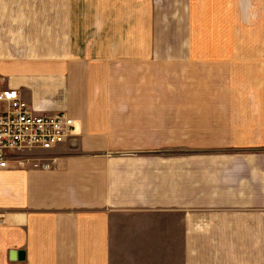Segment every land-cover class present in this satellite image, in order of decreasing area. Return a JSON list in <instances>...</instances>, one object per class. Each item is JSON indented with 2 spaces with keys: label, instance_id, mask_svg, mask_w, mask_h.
Returning <instances> with one entry per match:
<instances>
[{
  "label": "crops",
  "instance_id": "crops-1",
  "mask_svg": "<svg viewBox=\"0 0 264 264\" xmlns=\"http://www.w3.org/2000/svg\"><path fill=\"white\" fill-rule=\"evenodd\" d=\"M209 5L0 0L4 83L74 120L0 169V264H264V0Z\"/></svg>",
  "mask_w": 264,
  "mask_h": 264
},
{
  "label": "built area",
  "instance_id": "built-area-1",
  "mask_svg": "<svg viewBox=\"0 0 264 264\" xmlns=\"http://www.w3.org/2000/svg\"><path fill=\"white\" fill-rule=\"evenodd\" d=\"M73 130L72 117L63 111L37 113L0 74V169L8 168L17 152L52 149L69 139Z\"/></svg>",
  "mask_w": 264,
  "mask_h": 264
},
{
  "label": "rangeland",
  "instance_id": "rangeland-1",
  "mask_svg": "<svg viewBox=\"0 0 264 264\" xmlns=\"http://www.w3.org/2000/svg\"><path fill=\"white\" fill-rule=\"evenodd\" d=\"M201 1V0H200ZM203 1V0H202ZM206 1V15H209L211 12H212V6L211 5H209L210 4V2L212 1V0H205ZM194 7H195V9L197 8V1H195V4H194ZM256 19V20H255ZM255 19L253 18V20H255L254 22H256L257 20H258V17L255 15ZM253 42H255V43H257V42H261L260 41V39H259V37H254L253 38ZM212 42V41H211ZM206 84H209V83H206ZM208 86V85H207ZM210 86H213V85H210ZM198 87H199V85H198ZM201 87V86H200ZM214 87V86H213Z\"/></svg>",
  "mask_w": 264,
  "mask_h": 264
},
{
  "label": "water",
  "instance_id": "water-1",
  "mask_svg": "<svg viewBox=\"0 0 264 264\" xmlns=\"http://www.w3.org/2000/svg\"><path fill=\"white\" fill-rule=\"evenodd\" d=\"M21 255V253H19Z\"/></svg>",
  "mask_w": 264,
  "mask_h": 264
}]
</instances>
